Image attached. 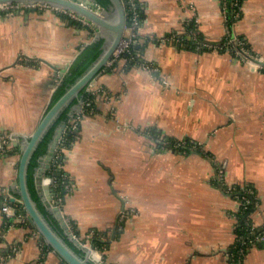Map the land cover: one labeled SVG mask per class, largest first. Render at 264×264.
Masks as SVG:
<instances>
[{
    "label": "crops",
    "instance_id": "crops-1",
    "mask_svg": "<svg viewBox=\"0 0 264 264\" xmlns=\"http://www.w3.org/2000/svg\"><path fill=\"white\" fill-rule=\"evenodd\" d=\"M141 1L145 17L136 43L156 70L121 59L92 80L95 92L101 90L97 107L65 149L70 191L63 213L82 233L119 230L106 252L109 264H264L263 234L242 261L228 252L240 204L227 189L249 185L256 192L257 210L243 219L264 230V68L228 48L199 47L237 38L264 56V0H242L232 22L223 0ZM61 13L0 14V135L34 132L61 70L99 35L87 19L95 36ZM178 139L198 148L175 151L165 141ZM20 157L0 150V264H36L43 257L45 264H61L22 218V207L12 204L19 209L14 216L2 209L18 196ZM43 176L38 192L46 195L47 170ZM126 207L134 210L129 219L120 217Z\"/></svg>",
    "mask_w": 264,
    "mask_h": 264
},
{
    "label": "water",
    "instance_id": "water-1",
    "mask_svg": "<svg viewBox=\"0 0 264 264\" xmlns=\"http://www.w3.org/2000/svg\"><path fill=\"white\" fill-rule=\"evenodd\" d=\"M110 7H104V13H99L98 0H0V3H12V2H45L53 5L61 6L66 10H71L82 17L86 18L96 28L99 35L103 30V37L105 38L104 49L100 56L91 64V66L73 83L64 94L55 102V104L47 109L43 118L40 120L34 132L30 135L16 134L13 140V145L20 146L21 157L19 161L18 169V180L15 183L17 188V194L12 198V202L21 205L22 211L26 212L27 220L31 227L35 228L40 237L50 245L51 248L56 252L66 264H106L102 260H99L91 248L95 247V244H91V248L82 244V242L75 235L71 226L63 213L61 206L53 203L54 189L51 187L54 176H47L48 182L45 184V194H40L41 201L45 205L46 210L55 217L60 226L64 230V234L69 238L70 241L74 242L80 249L83 250L84 254L78 253L65 239V237L55 228L51 220L43 213L40 209L38 202L33 198L31 190L28 185V165L33 156L34 151L38 147L40 141L43 139L45 134L48 132L50 127L53 125L55 120L59 117L61 112L66 106L77 96L80 95L81 90L86 87L102 69L107 65L108 61L112 58L114 52L119 47L122 39L124 38L125 26L129 23L126 13L127 2L123 0H109ZM113 8L112 12L109 10ZM101 11V10H100ZM97 35L96 38L100 36ZM95 38V39H96ZM53 66L50 62L42 59ZM58 70V67L53 66ZM69 68L61 70V76L67 72ZM65 123L56 129V133L49 145L48 152L41 156L39 159V166L36 171V184L41 185L45 179L43 173L53 168V158L56 154L59 139L62 136V132L65 128ZM169 146V145H168ZM171 147V146H169ZM60 171H56L54 175H60ZM45 195V196H44ZM234 195V194H231ZM44 196V197H43ZM19 209L16 208L15 212ZM256 211V203L247 212L246 215ZM115 237V230L112 234V238Z\"/></svg>",
    "mask_w": 264,
    "mask_h": 264
},
{
    "label": "trees",
    "instance_id": "trees-1",
    "mask_svg": "<svg viewBox=\"0 0 264 264\" xmlns=\"http://www.w3.org/2000/svg\"><path fill=\"white\" fill-rule=\"evenodd\" d=\"M99 3L103 7H109L110 6V1L109 0H98ZM124 2H127V7H126V13H127V18L130 23H133V16L134 14H137V19L140 22V25L143 23V19L145 17V4L141 0H123ZM240 4L242 0H239ZM6 13V12H3ZM62 17H65L69 19L71 22L79 24L81 26H84L87 28L92 36H95V30L90 26L89 24H85L81 22L80 20L72 17L68 13H61ZM229 21H233L234 16L232 12H229ZM230 22V23H231ZM192 25H189L191 27ZM139 39V37L137 36ZM105 44V38L104 37H99V38H94L91 40L87 45L84 46V48L81 50L79 55L74 59V61L71 63L69 66V69L67 72L64 74L60 82L57 84L51 102L49 104L48 109H50L55 102L64 94V92L67 90L68 87H70L71 84H73L90 66L91 64L100 56V54L103 51V47ZM142 52V46L137 43L131 44L130 47L125 50L123 53L120 54V56L117 58V60L109 66H105L102 71H113L114 68L117 67L118 61L121 59H125L128 61V64L130 66L140 63L142 56L139 55ZM88 86V85H87ZM87 86L84 87L80 95L75 97L67 106L66 108L61 112L59 117L55 120L53 125L50 127L48 132L45 134L43 139L40 141L38 147L33 153V156L30 160V163L28 165V185L31 190V193L33 195V198L38 202V205L40 209L43 211V213L51 220L52 224L55 226V228L65 237V239L69 242V244L80 254H84L83 250L80 249L77 245L74 244V242L70 241L69 238L64 234L63 228L60 226L58 220L53 217L52 214L46 210L45 205L41 201V196L38 192L37 184H36V171L37 167L39 166V159L41 156L45 155L48 152L49 145L56 133V129L61 126L63 123L66 125V129L64 131L62 139L64 140L63 144H60L59 150V156H55L54 158V166L51 169L47 170V174L53 175L56 178V185L54 186V191H55V196L60 198L61 203L63 204L68 192L70 191V185H69V179H68V173L64 168L65 164V149L71 147L72 143L76 141L80 134V130H73L72 129V121H71V115L70 112L73 110L74 106L80 102L82 99L86 100H91L92 104L91 107L94 109V107H97V97L101 93L100 91L97 92H89L87 91ZM91 113V112H89ZM171 141V140H170ZM175 141L176 140H172ZM61 143V142H60ZM191 140H185V143L180 146V151H186L189 152L191 151ZM8 152V151H7ZM9 152H20L21 153V148L20 146H15L12 145L10 146ZM56 171H60L61 174L56 176L54 173ZM251 187L248 185L245 187V189H250ZM236 194V193H235ZM237 194L240 197H248L250 199V204L247 208V211H243L242 209L238 210V213H241V219L239 221V225L235 228V233H236V239L233 242V244L228 248V252L231 254H234L232 256L234 261L236 260V257L238 256V253L241 249V247H244V251L246 253L247 249L249 246H252L250 242H244L245 238H255L258 235L264 234V230L259 227H253V220L251 218L243 219V216L245 215L246 212H248L251 207L253 206V203L258 202V197L256 192L254 194L248 193L246 190L242 191H237ZM19 196V195H18ZM17 207H19V204H17ZM241 208V207H240ZM243 208V207H242ZM69 224L71 226V229L74 231V233L79 236L83 241H86L87 239L85 238V233H82L79 229L77 224L74 222V220H68ZM123 223V222H122ZM121 223V224H122ZM120 224V225H121ZM89 232H93L94 236H91L89 238V241L91 244H95L96 248L101 250L104 254L105 260L106 259V252L110 247L111 244V232L108 230H100L97 228L89 230ZM119 235V230L117 229L116 235ZM239 237V238H237ZM243 238V239H242ZM43 242V241H42ZM46 243V242H45ZM44 243V250H47L48 248H51L50 245ZM260 243V242H257ZM243 254V256L245 255ZM235 257V258H234ZM45 260V257L43 258ZM61 264H66L64 261H62Z\"/></svg>",
    "mask_w": 264,
    "mask_h": 264
},
{
    "label": "built area",
    "instance_id": "built-area-1",
    "mask_svg": "<svg viewBox=\"0 0 264 264\" xmlns=\"http://www.w3.org/2000/svg\"><path fill=\"white\" fill-rule=\"evenodd\" d=\"M240 5L241 4H240L239 0H234L233 1V12L232 13H233V16H235L236 18L240 17V15H241ZM41 6L50 7V4L44 3V2L2 3V4H0V14H2L3 12L11 11V10H12L13 13H15L18 10L39 8ZM56 9H58V7H56ZM62 9H64V8H62ZM72 15L76 16L75 14H72ZM84 20H85V18L83 19V21ZM133 20H134L133 23L129 22L125 26L124 38L122 39V41H121L119 47L117 48V50L114 52L112 58L108 61L107 66L112 65L116 61V59L120 56L121 53H123L125 50H127L130 47L131 44L136 43L137 36H138L139 30L141 28V25H140L139 20L137 19V14H134ZM176 37L177 36H171L168 39L171 40V39H175ZM234 42L236 43L235 46H234V49L236 51V55L240 56L243 61H245L246 63H248L251 67H253L255 69L264 68V56H260V55H256V54L252 53L250 50L246 49L244 44L241 41H239L238 39H236ZM230 43H231V40H230ZM203 46L204 47H209V48L210 47L211 48L212 47L220 48V44L216 45V44H210V43H203V44L199 45V47H203ZM140 63L143 66H146V67H148L150 69H153V70L156 69L152 64L148 63L145 59H143V57L141 58ZM94 83H95V81L90 82L88 84L86 90L89 91V92H93L94 93L97 90L94 87ZM91 104H92L91 100L82 99V100H80L78 107L75 108V110L70 112L71 121H73L72 122V129L78 130L79 125H80V121H81V116H82V113H83L84 109L87 107L88 110H93V108L91 107ZM65 129H66V126L64 128V131H65ZM14 138H15V136H7V135L0 136V150L4 151V150H6V147L12 146ZM60 139H59L58 147L56 149L55 156H59V153H60V150H59V147H60V144H61L60 143L61 142ZM55 179L56 178L54 177L53 183H55ZM53 183H52V185H53ZM52 188L54 189V187H52ZM55 197L56 196H55V193H54L53 194V203L62 207L61 200H56ZM247 203H250V200L247 201ZM244 204L247 206L246 203H244ZM11 205H12L11 202H7V203H3L2 204V209L7 213L8 216H14L15 215L14 213H16V212H14V208ZM125 215L126 214H124L123 216H125ZM235 216H237V215H235ZM22 218L24 220H26L27 216H23L22 215ZM122 218H124V217H122ZM253 227H255V226L253 225ZM260 238H261L260 236L257 237V239L255 237L256 241L260 240ZM247 240L250 243L251 242H255V240L253 238H245L244 242H247ZM44 243H45V241L42 242V245H44ZM85 246H88L89 248H91V244L90 245L86 244ZM95 248H96V246L94 248H91V252H93L94 255L99 260H101L102 255H100V252H98L96 250L97 248L96 249ZM46 252L47 253H50V252L52 253V252H54V250L52 248H48L46 250ZM244 253H245L244 247H241V249H240V251L238 253V256L236 257V260L242 261V258L244 257L243 256ZM229 254H230L231 258H233L232 256H234V254H231V253H229ZM43 258L40 259L38 261V263H36V264H45V260Z\"/></svg>",
    "mask_w": 264,
    "mask_h": 264
},
{
    "label": "rangeland",
    "instance_id": "rangeland-1",
    "mask_svg": "<svg viewBox=\"0 0 264 264\" xmlns=\"http://www.w3.org/2000/svg\"><path fill=\"white\" fill-rule=\"evenodd\" d=\"M233 1L234 0H223V7H224V10L226 11V12H233ZM54 8V6H51L50 5V7H45V6H41V7H39L38 8V10H48V9H51V10H61L63 13H65L66 11L64 10V9H62V8H58V9H56V7H55V9H53ZM19 11H22V10H18V11H16V12H19ZM15 12V13H16ZM4 14H14L13 12H12V10L11 11H8V12H6V13H4ZM71 16L72 17H74V18H76V19H78V20H80L81 22H83V17H80V16H78V15H76V16H74V15H72L71 14ZM228 18H229V16H228ZM234 19H236V17L234 16ZM91 23V22H90ZM237 38H233V39H231V43L228 41V42H224V43H221L220 44V49H224V48H228L230 51H232V52H234L235 54V56H238V55H236V51H235V49H234V46H235V40H236ZM172 40H175V41H178V38L177 39H172ZM199 43H200V41H198ZM238 58H240V59H242L240 56H238ZM117 60V59H116ZM154 70H156V69H154ZM152 71H153V69H152ZM60 82V81H59ZM94 87L97 89L98 87H97V85H96V82L94 83ZM73 111V110H72ZM93 110H88V108L86 107L85 109H84V111H83V113H82V116H81V121H80V125H79V128H78V130L80 129V127H81V123H82V121L84 120V117H86L88 114H89V112H92ZM73 122V121H72ZM74 130V129H73ZM63 134H64V130H63V132H62V136L61 137H63ZM3 135H7V136H15L16 134L14 133V132H7L6 134H1L0 136H3ZM61 140V144H63L64 143V140L61 138L60 139ZM166 142H168V143H170V144H172V146H175L176 148H175V151L176 150H180V146H182V144H184L185 143V141L184 140H181V139H178V140H176V142L175 141H169V140H165ZM191 147H193V148H198V146H196V145H193V144H191ZM173 148V147H172ZM6 150L7 151H9L10 150V146H8V147H6ZM56 179H55V183H53V185L51 184V187H54L55 185H56ZM245 187H246V185H243V186H234V185H230V186H228V192H235L236 194H234L233 196H234V198L235 199H237L238 200V202H239V204H240V206L239 207H241L240 209H242L243 211L245 210V211H247V208H248V206H249V204L250 203H247V201H249L250 199L248 198V197H245V196H243V197H240L238 194H237V191H242L243 189L244 190H246L248 193H251V194H254L255 193V191H252V190H250V189H245ZM13 197H15V196H10V199H11V201H12V198ZM17 197V196H16ZM18 198V197H17ZM55 199L56 200H60V198H58V197H55ZM10 201V202H11ZM3 203H5V202H3ZM244 203H246L247 204V206L244 204ZM257 203L258 202H256V210H257ZM11 204H13V202H11ZM55 205H57V204H55ZM12 206V205H11ZM13 207V206H12ZM19 207H20V203H19ZM243 207V208H242ZM21 208V207H20ZM62 208V207H61ZM240 211V210H239ZM124 212V213H123ZM133 212H134V210L132 209V208H129V207H126L124 210H122V213H121V215H120V217L122 218V217H124V219H129L130 217H132V215H133ZM249 212V211H248ZM22 214H23V216H26V214H25V212H21ZM124 214H126L125 216H123ZM240 214H242V212L241 213H238V211H236V212H234V214H232V223H233V226H234V228H236L238 225H239V221H240V219H241V215ZM235 215H237V216H235ZM69 222V221H68ZM255 226V225H254ZM74 232V231H73ZM91 236H94V234H93V232H87L86 234H85V238L87 239L86 241H83L81 238H79V236H78V239L82 242V244H84V245H86V244H88V245H90L91 244V242L89 241V238L91 237ZM263 237H264V234L262 235ZM237 238H239V237H237ZM111 239H112V237H111ZM243 239V238H242ZM254 240H255V242H251L252 243V245L254 244V245H256V239L255 238H253ZM84 242V243H83ZM250 247V246H249ZM96 249V248H95ZM98 252H100V255H102V258H101V260L103 261V262H105L106 264H109V263H107V261L105 260V257H104V254H103V252L101 251V250H99L98 248L96 249ZM243 259V258H242Z\"/></svg>",
    "mask_w": 264,
    "mask_h": 264
},
{
    "label": "bare ground",
    "instance_id": "bare-ground-1",
    "mask_svg": "<svg viewBox=\"0 0 264 264\" xmlns=\"http://www.w3.org/2000/svg\"><path fill=\"white\" fill-rule=\"evenodd\" d=\"M45 3V2H44ZM0 4H2V3H0ZM48 4H50V3H48ZM50 5H52V6H54V7H58V8H62L61 6H57V5H53V4H50ZM101 10V11H100ZM104 12H106L105 11V8H103V9H99V12H98V14L100 13H104ZM86 19V18H85ZM100 35H103V30H102V32H100Z\"/></svg>",
    "mask_w": 264,
    "mask_h": 264
},
{
    "label": "flooded vegetation",
    "instance_id": "flooded-vegetation-1",
    "mask_svg": "<svg viewBox=\"0 0 264 264\" xmlns=\"http://www.w3.org/2000/svg\"><path fill=\"white\" fill-rule=\"evenodd\" d=\"M54 158H55V156H54ZM54 158H53V161H54Z\"/></svg>",
    "mask_w": 264,
    "mask_h": 264
}]
</instances>
